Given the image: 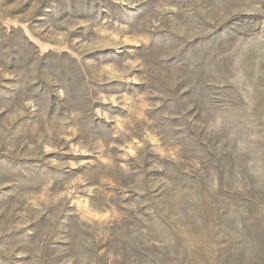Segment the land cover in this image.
Segmentation results:
<instances>
[{
    "label": "rangeland",
    "instance_id": "374dc122",
    "mask_svg": "<svg viewBox=\"0 0 264 264\" xmlns=\"http://www.w3.org/2000/svg\"><path fill=\"white\" fill-rule=\"evenodd\" d=\"M0 264H264V0H0Z\"/></svg>",
    "mask_w": 264,
    "mask_h": 264
}]
</instances>
